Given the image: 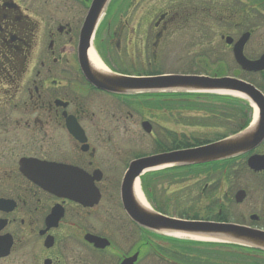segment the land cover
Here are the masks:
<instances>
[{
  "label": "flooded vegetation",
  "instance_id": "1",
  "mask_svg": "<svg viewBox=\"0 0 264 264\" xmlns=\"http://www.w3.org/2000/svg\"><path fill=\"white\" fill-rule=\"evenodd\" d=\"M93 2L0 0V264H264L262 249L139 227L121 197L130 163L200 144L186 146L184 131L160 118L171 113L174 124L185 125L182 103L160 106L150 103L153 98L99 89L82 68L86 60L91 63L93 46L113 73L169 74L162 66L171 53L170 37L202 14L221 23L220 41L213 47L209 38L204 40L209 45L193 42L194 68L174 74L236 78L264 97V0H228L224 9L216 0H110L88 35ZM247 35L242 53L250 61L263 58L258 71L236 59V45ZM197 57L217 64L209 73H197ZM233 106L250 116L259 110L249 98ZM210 122L214 129L228 128ZM68 167L80 174L79 182L67 184L80 199L49 191L29 177H54ZM172 170L148 189L155 211L264 233V138L239 156ZM171 202L177 203L176 212L170 211Z\"/></svg>",
  "mask_w": 264,
  "mask_h": 264
},
{
  "label": "water",
  "instance_id": "2",
  "mask_svg": "<svg viewBox=\"0 0 264 264\" xmlns=\"http://www.w3.org/2000/svg\"><path fill=\"white\" fill-rule=\"evenodd\" d=\"M110 0H94L87 21L85 32L93 33L102 12ZM247 36L236 45V59L243 68L253 71L262 69L263 58L258 61L248 60L242 53ZM87 80L95 87L117 94H141L157 92L186 93H237L248 97L259 108L257 118L252 124L227 138L206 145L161 153L134 160L123 178L121 197L127 214L141 227L165 234L207 239L215 242H227L264 250V233L251 231L233 224H222L203 221H192L166 216L146 207L137 199L136 184L141 175L149 170L168 167H187L206 164L246 153L256 147L264 138V97L251 84L232 77H212L207 75L165 74L159 76L137 77L113 73L99 69L89 61L82 63ZM251 165L255 160L250 161ZM56 176L39 174L29 177L49 191L68 195L74 199L78 191L68 187V183L79 182L80 174L68 167ZM92 241L96 238H90ZM135 258L125 263H132Z\"/></svg>",
  "mask_w": 264,
  "mask_h": 264
},
{
  "label": "rangeland",
  "instance_id": "3",
  "mask_svg": "<svg viewBox=\"0 0 264 264\" xmlns=\"http://www.w3.org/2000/svg\"><path fill=\"white\" fill-rule=\"evenodd\" d=\"M209 1V0H208ZM228 0H216L217 6L220 8H225ZM198 16V15H197ZM206 26L201 27V22L204 23ZM186 27L183 28L182 30H178L174 35H172L171 41H170V55L168 60H166V64L162 66L163 70L165 72H170V73H184L180 71H184L185 69H193L194 65V56L197 55L195 49L196 46H192L193 42H199L202 41L203 43L205 39H210L211 40V46L217 44L220 41V35L222 34L224 28L221 25L220 22H216L214 18L209 17L208 20L203 19V15L200 14L198 17L195 19H191L190 22H188ZM202 28V30H200ZM205 45H209L208 43H205ZM202 46V43H201ZM212 46V47H213ZM206 47V46H205ZM205 47H200L202 50ZM199 49V50H200ZM198 50V52H199ZM189 53V55H187ZM180 58V62H179ZM182 59V60H181ZM183 59H185L186 64L184 63ZM197 62L195 63V67L198 71L201 73L205 72L208 73L210 72L213 68H215V63L212 60H207L206 58H199L197 57ZM188 63V64H187ZM197 63H200V66H196ZM208 64L207 68L204 69V65ZM198 65V64H197ZM204 73V74H205ZM203 103L204 106L203 108L209 107L211 104L214 105L215 103H210L209 101L204 102L200 101V103ZM220 104V103H218ZM223 106V105H220ZM217 106V107H220ZM208 109H200L199 111L195 110H185L184 111V120H185V125H178L173 123V116H171V113L167 114H162L160 115L158 112L156 114L160 115V118L167 122L170 126V128H179L181 131H184L186 134V138H188V141L195 140L201 143H206V139H211L214 136L218 135L219 133H226L228 131L227 127H220V128H215L208 126V122L212 120L215 123H224L225 119L220 116V113L217 112V115L214 117L213 113L216 111L209 110ZM219 110V109H218ZM169 116V117H168ZM230 129V128H229ZM213 130L217 132H213ZM150 137L148 136L144 138L143 142L149 141ZM202 140V141H200ZM194 142V141H192ZM122 176V175H121ZM156 184L161 185L164 184L165 188H169L167 186V183L165 181L157 180ZM164 188V189H165ZM178 208V205L176 202H171L170 203V211L176 212ZM177 215V214H176ZM173 216V215H170Z\"/></svg>",
  "mask_w": 264,
  "mask_h": 264
},
{
  "label": "trees",
  "instance_id": "4",
  "mask_svg": "<svg viewBox=\"0 0 264 264\" xmlns=\"http://www.w3.org/2000/svg\"><path fill=\"white\" fill-rule=\"evenodd\" d=\"M206 64V63H205ZM208 64L204 65V69L207 68ZM220 74H222V69L219 70ZM209 73V72H208ZM139 96H145L146 98H153L150 102L155 105H160V106H165V105H170L173 103H182L184 105L185 110H195L199 111L200 109H208L216 111L213 113V116L215 117L217 115V112H221L220 116L225 119V124L224 126H228V130H236L238 128H242L251 120V116L243 109H236L234 106L232 107V104L236 102H242L241 100L237 98H233L230 96H224V95H216V94H201V93H164V94H145V95H139ZM209 101L210 103H215L218 106L223 105L220 107H215L212 106V104L207 107L203 108L204 104L200 101ZM148 102V101H147ZM220 103V104H218ZM226 104H230L231 106H224ZM219 109V110H218ZM210 112V111H209ZM250 113V111H249ZM212 121V120H210ZM208 122L211 123V122ZM221 124V123H220ZM219 123H214L216 126H220ZM230 128V129H229ZM225 133H219L218 136H221ZM189 139L186 138L185 145L186 146H191L193 143L195 144H201V142L192 140L188 141ZM202 141V140H200ZM206 141H209V139H206ZM172 169H166V170H161L157 172H152L144 175L142 177V185L143 189L148 195V189L152 186V183L155 181V178L161 176L166 177L169 175L170 172H172ZM165 207L167 205H164Z\"/></svg>",
  "mask_w": 264,
  "mask_h": 264
},
{
  "label": "bare ground",
  "instance_id": "5",
  "mask_svg": "<svg viewBox=\"0 0 264 264\" xmlns=\"http://www.w3.org/2000/svg\"><path fill=\"white\" fill-rule=\"evenodd\" d=\"M89 60H90L91 64L93 66H95L96 68L105 70L104 65L96 56L94 49H93V46L89 50ZM136 194H137V199L139 201H141L146 207L151 208L150 204L148 203L147 199L145 198V196L143 195V193L140 189L139 182H137V184H136Z\"/></svg>",
  "mask_w": 264,
  "mask_h": 264
}]
</instances>
